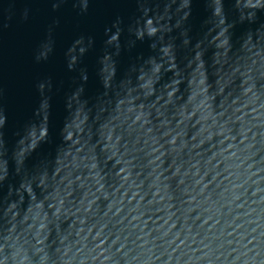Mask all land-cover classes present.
I'll return each instance as SVG.
<instances>
[{
  "label": "water",
  "instance_id": "obj_1",
  "mask_svg": "<svg viewBox=\"0 0 264 264\" xmlns=\"http://www.w3.org/2000/svg\"><path fill=\"white\" fill-rule=\"evenodd\" d=\"M0 264H264V0H0Z\"/></svg>",
  "mask_w": 264,
  "mask_h": 264
}]
</instances>
